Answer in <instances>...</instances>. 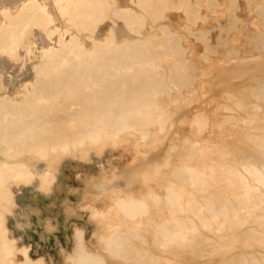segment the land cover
<instances>
[{
    "label": "bare ground",
    "instance_id": "1",
    "mask_svg": "<svg viewBox=\"0 0 264 264\" xmlns=\"http://www.w3.org/2000/svg\"><path fill=\"white\" fill-rule=\"evenodd\" d=\"M245 3L259 27L243 24L241 0H0V264H47L9 228L16 192L35 181L49 193L64 158L108 148L131 149L133 163L162 148L167 158L137 188L107 167L83 179L68 251L82 238L83 264L105 247L116 264H186L177 252L264 264V64L222 67L225 92L203 105L209 63L264 54V0ZM221 13L227 34L196 27Z\"/></svg>",
    "mask_w": 264,
    "mask_h": 264
},
{
    "label": "rangeland",
    "instance_id": "2",
    "mask_svg": "<svg viewBox=\"0 0 264 264\" xmlns=\"http://www.w3.org/2000/svg\"><path fill=\"white\" fill-rule=\"evenodd\" d=\"M241 2L242 5L239 12L243 18V24L246 23L252 28L259 27L257 24L259 17L251 13L245 0H241ZM213 17L214 16H210V19L207 18L204 23L199 22L196 24V27L207 28L208 36L214 40L218 34H222L223 32L220 23L228 24L229 17L222 13ZM183 21H185L183 16H173L171 20L168 21V24L174 32L184 33V29L181 27L183 26ZM227 33L228 32L224 34ZM238 34L245 35L246 31L230 32L232 38H238ZM242 42V40L239 41L240 44H243ZM199 45H196L197 47L194 45L196 51L200 48ZM216 59L217 57H214V60ZM250 60L252 61L251 64H244L247 68L255 64L254 61L256 60L264 64V54L249 52L246 56L234 57L231 63L224 65L220 64L218 60L213 61L215 62V64L212 62L214 67H211L212 64L209 63L211 68H209V70L211 73L205 78V81L210 88L211 95L210 93L208 94V97L203 101V105L207 108L214 107L215 100L218 99L219 95L222 96V91L225 92V86L229 83V76L227 73L223 72L222 67L233 66V63H237V66H239L240 62ZM3 74L4 77L8 76V74ZM184 114V109L180 108L176 113L177 120L183 117ZM177 120L175 121V129H177V127L178 129L179 127L181 128ZM240 151L247 154L251 153V149L246 145H240ZM133 155L134 153L131 149L108 148L101 157L93 156L87 161L66 157L61 162L60 172L58 173V178L54 182L53 191L43 193L35 186V181L32 185L28 184L22 190H18L15 195L17 203L11 207L12 211L7 215L9 228L15 237L18 247L27 246L32 257L42 256L47 261V264L51 262L63 264V257L60 255V251L61 249H67L66 251L68 252L71 249V226L75 221L84 220L83 211L78 208L81 197L80 190H82L85 183L83 179L86 178L90 183H93L102 168L107 167L120 173L119 178L123 185L137 188L140 185V176L144 171H153L157 164H161L165 161L167 158V149L162 148L153 151L147 160H141V162L138 161L136 163H133ZM127 182H129V184H126ZM22 214L24 217L23 219L21 218ZM48 221H51L53 224L51 229L47 228ZM18 223L30 224V227L25 226L23 230H21V228L17 227ZM66 241L70 243L67 244ZM177 254L186 258V264H205L211 255L209 254L207 256L208 258L206 257L205 260L200 261L192 254H185L182 252H177Z\"/></svg>",
    "mask_w": 264,
    "mask_h": 264
},
{
    "label": "clouds",
    "instance_id": "3",
    "mask_svg": "<svg viewBox=\"0 0 264 264\" xmlns=\"http://www.w3.org/2000/svg\"><path fill=\"white\" fill-rule=\"evenodd\" d=\"M21 218L23 219V214L21 216ZM25 226L30 227V224H21L18 223L17 227L21 228V230H23V228ZM83 231V230H81ZM74 240V247L71 253L67 252L64 249H61L60 251V255L63 257V264H83V261L79 258L81 249L83 247V240L81 239H77L73 238ZM98 254H100L103 259L102 261L99 262V264H116V259L118 258L119 252L117 249L115 248H102L97 250ZM23 264H35V262H33L31 259L28 258V260H24Z\"/></svg>",
    "mask_w": 264,
    "mask_h": 264
}]
</instances>
